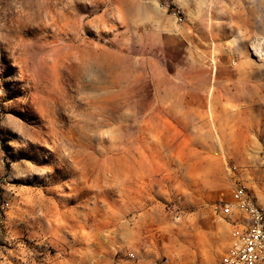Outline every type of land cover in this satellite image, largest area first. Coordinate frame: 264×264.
<instances>
[{
	"label": "rangeland",
	"instance_id": "rangeland-1",
	"mask_svg": "<svg viewBox=\"0 0 264 264\" xmlns=\"http://www.w3.org/2000/svg\"><path fill=\"white\" fill-rule=\"evenodd\" d=\"M236 182L264 206V0H0V264H221Z\"/></svg>",
	"mask_w": 264,
	"mask_h": 264
},
{
	"label": "built area",
	"instance_id": "built-area-1",
	"mask_svg": "<svg viewBox=\"0 0 264 264\" xmlns=\"http://www.w3.org/2000/svg\"><path fill=\"white\" fill-rule=\"evenodd\" d=\"M228 169L235 171L236 167ZM220 210L224 217H236L221 264H264V206L257 203L244 184L236 182L233 200L224 202ZM128 258L136 259L133 253Z\"/></svg>",
	"mask_w": 264,
	"mask_h": 264
},
{
	"label": "crops",
	"instance_id": "crops-1",
	"mask_svg": "<svg viewBox=\"0 0 264 264\" xmlns=\"http://www.w3.org/2000/svg\"><path fill=\"white\" fill-rule=\"evenodd\" d=\"M154 206H156V205H154ZM188 221H189V223H188ZM178 227L181 229V231L185 230V228H187V227L192 231L193 230L198 231L199 229H206L207 223L204 220V216L202 215V213H200L199 211H195L193 214H191L189 216L181 217L180 223L178 224ZM182 244H183V242L178 239V242H177L178 247H181Z\"/></svg>",
	"mask_w": 264,
	"mask_h": 264
}]
</instances>
